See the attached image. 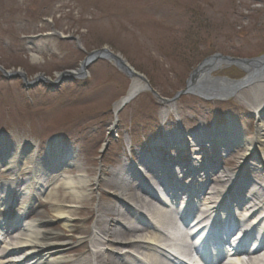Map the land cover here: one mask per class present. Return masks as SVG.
Returning <instances> with one entry per match:
<instances>
[{
    "label": "rangeland",
    "instance_id": "obj_1",
    "mask_svg": "<svg viewBox=\"0 0 264 264\" xmlns=\"http://www.w3.org/2000/svg\"><path fill=\"white\" fill-rule=\"evenodd\" d=\"M101 48L120 54L149 80L160 98L171 99L185 89L206 57L264 55V0H0V65L6 70H22L29 80L39 75L54 80L62 71L79 69L90 52ZM213 75L237 81L246 72L231 66ZM132 80L107 61L91 65L83 79L66 82L57 91L47 85L26 90L20 80L0 74V135L13 145L31 142L42 156L48 144L59 139L72 148L73 164L80 167L68 172H88L86 198L75 204L71 229L55 218L49 204L40 207V215L29 216L49 221L44 229L58 233L60 242L72 243L64 252L67 257L82 259L90 254L89 243L79 239L94 231L97 205L114 202L113 191L103 183L122 165L133 166L140 151L162 147L155 149L158 155L173 153L185 162L186 143L170 149L165 145L169 133H211L229 122L256 131V111L239 96L207 101L185 95L172 108L146 91L116 119L115 105L126 97ZM212 147L216 152L222 148ZM226 151L223 148V158ZM214 159H219L218 152ZM98 176L103 182L99 188L94 185ZM9 179L8 173L0 177ZM55 190L54 198L69 205L72 196L61 186ZM154 203L149 202V207ZM137 261L128 264H141Z\"/></svg>",
    "mask_w": 264,
    "mask_h": 264
},
{
    "label": "bare ground",
    "instance_id": "obj_2",
    "mask_svg": "<svg viewBox=\"0 0 264 264\" xmlns=\"http://www.w3.org/2000/svg\"><path fill=\"white\" fill-rule=\"evenodd\" d=\"M214 72L217 71L210 74L212 82L208 80L210 78H205L196 86L201 87L200 91L204 86L207 87L203 93L212 101H230L239 96L256 111V131L252 133L247 125L240 130L228 124L219 132L200 131L188 136L169 133L165 145L186 143L183 152L190 155L185 162L176 155L162 157L156 155L154 150L147 149L140 151L135 157L136 166L122 165L112 171L110 179L104 183L101 176L96 177L94 185L99 188L103 183L104 187L111 189L114 202L97 205L98 216L94 231L79 239V243L86 241L92 248H101L103 252L95 254L90 248V254L82 259L64 255L72 243L60 242L58 233L44 229L49 221L40 217L32 220L29 216L40 215V207L49 204L54 208L55 218L64 227L71 229L75 222L72 217L75 204L86 198L85 188L90 183L88 172L82 169L76 175L68 172L67 169L78 166L73 164L70 148L64 147L59 139L49 143L46 154L41 157L35 144L27 142L14 147L0 136V175H10L8 181L0 183V235L9 236L7 243H0V264H127V260L132 258L129 250L142 255L146 264H172L165 261L169 254L174 259V264H188L182 258L187 253H194L195 247L184 239L178 241L179 238L172 233L177 226L172 213L180 210L184 219H189L194 214V221L198 225L204 223L205 233L210 230L212 239L220 238L223 246L232 223L220 222L216 224L214 232L210 229L211 223H214L209 222L208 218L211 214L218 217L220 211L222 215L224 212L232 214L230 199L237 196L244 198L246 202L238 207L243 213H239L243 221L237 223L241 227L239 230L243 232L246 227L252 229L257 220L263 221L256 225V229L260 227V231L264 230V217L261 218L264 215V71H246L243 82L240 83L227 77H215ZM213 84H219V90H215L218 86ZM209 86H213L214 90L209 89ZM242 89L244 91L241 93ZM146 91V83L133 78L128 97ZM122 101L115 105V114H119L117 112ZM167 105L173 108L172 103ZM210 141L230 148L229 151L232 152L225 161L214 159L216 151L212 146H207ZM197 145L202 147L199 149L201 152ZM197 153L199 154L196 155ZM204 155H208L210 159L200 161ZM157 166L161 167L159 171ZM179 171L181 172L178 173ZM60 186L72 196L69 205L61 202L59 197L54 198L55 189ZM202 189L206 195L198 201V205L195 201L203 194ZM175 194L177 196H170ZM152 200L157 201L158 210L149 209L148 203ZM181 200L182 205L178 203ZM188 208L190 212H187ZM244 215L249 216V221ZM127 226H132V229L129 230ZM132 232L139 234L132 237ZM245 237L244 235L241 239L250 242ZM210 241V238L206 239L205 244L208 245ZM253 241L252 239L251 242ZM255 250L253 253L242 252L249 256L246 264H264V257H260L261 250L257 251V247ZM215 252L222 251L219 248L213 254L208 253L207 259L214 258ZM232 252L236 255L241 253L229 248L228 257ZM231 260L234 259L231 257ZM231 260L229 264H244L237 258V262Z\"/></svg>",
    "mask_w": 264,
    "mask_h": 264
},
{
    "label": "water",
    "instance_id": "obj_3",
    "mask_svg": "<svg viewBox=\"0 0 264 264\" xmlns=\"http://www.w3.org/2000/svg\"><path fill=\"white\" fill-rule=\"evenodd\" d=\"M99 60H107L114 62L116 66L123 72L126 73L129 77L139 76L142 78L148 85L149 82L147 79L143 76H141L139 73L135 72L127 63L126 61L120 56L119 54H115L111 50L107 48H103L101 50H96L89 54V56L83 61L81 69L78 70V73H74L71 71H65L57 76V79L55 81H52L51 79L40 75L36 77L33 81H28L27 75L22 72L21 70H17L16 72L8 71L4 69L2 66H0V73L4 77H6L8 80H17L21 79L25 86L27 88H34L35 86L39 84H46L50 83L54 86V89H59L60 86L63 84L66 80H72L75 76H83L86 73V69L96 63ZM224 66H235L239 68L242 71H264V55L256 58L251 59H242V58H234L230 56H225L222 54H215L206 60H204L191 74L189 80L187 81V86L184 90L177 93V95L172 100H163L164 102H174L177 99H179L183 95H189V94H195L204 98L210 99L208 96H206L203 91H206L207 87L200 91V86L197 87L196 84L202 83L205 78L212 82V79L210 77V74L212 71H218L222 69ZM203 72L202 74H199ZM243 80V79H242ZM242 80L236 81V82H243ZM214 81V80H213ZM215 83H219L214 81ZM213 82V83H214ZM200 83V84H201ZM213 86H218L215 90H219V84H216ZM213 86H209V89H212ZM244 86V85H242ZM150 87V86H149ZM241 87V86H240ZM152 93L155 96H158V94L150 87ZM206 89V90H205ZM214 90V89H212Z\"/></svg>",
    "mask_w": 264,
    "mask_h": 264
}]
</instances>
